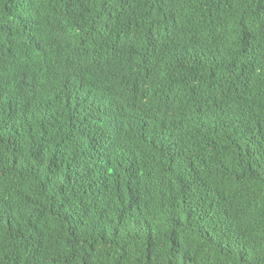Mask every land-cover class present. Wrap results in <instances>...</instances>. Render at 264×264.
Here are the masks:
<instances>
[{
	"label": "trees",
	"instance_id": "16d2710c",
	"mask_svg": "<svg viewBox=\"0 0 264 264\" xmlns=\"http://www.w3.org/2000/svg\"><path fill=\"white\" fill-rule=\"evenodd\" d=\"M0 264H264V0H0Z\"/></svg>",
	"mask_w": 264,
	"mask_h": 264
}]
</instances>
